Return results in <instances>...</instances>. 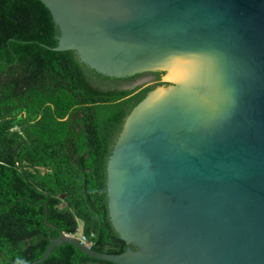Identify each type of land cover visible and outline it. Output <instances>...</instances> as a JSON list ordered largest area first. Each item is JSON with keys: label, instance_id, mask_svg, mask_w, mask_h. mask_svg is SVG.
<instances>
[{"label": "water", "instance_id": "1", "mask_svg": "<svg viewBox=\"0 0 264 264\" xmlns=\"http://www.w3.org/2000/svg\"><path fill=\"white\" fill-rule=\"evenodd\" d=\"M74 51L116 79L166 73L107 164L113 264H264V0H40ZM46 227L58 228L45 218ZM50 235H52L50 233Z\"/></svg>", "mask_w": 264, "mask_h": 264}, {"label": "trees", "instance_id": "2", "mask_svg": "<svg viewBox=\"0 0 264 264\" xmlns=\"http://www.w3.org/2000/svg\"><path fill=\"white\" fill-rule=\"evenodd\" d=\"M59 36L42 1L0 0V264L41 259L51 237L75 235L80 221L94 250L135 249L110 218L107 164L127 117L168 86L126 85L166 73L102 75L74 51H55ZM41 264L113 263L63 245Z\"/></svg>", "mask_w": 264, "mask_h": 264}, {"label": "built area", "instance_id": "3", "mask_svg": "<svg viewBox=\"0 0 264 264\" xmlns=\"http://www.w3.org/2000/svg\"><path fill=\"white\" fill-rule=\"evenodd\" d=\"M70 236L76 238L87 247L93 248L94 246L95 235L93 233L91 235H86L84 231L81 230L80 232V230H78V232L75 235H70Z\"/></svg>", "mask_w": 264, "mask_h": 264}, {"label": "flooded vegetation", "instance_id": "4", "mask_svg": "<svg viewBox=\"0 0 264 264\" xmlns=\"http://www.w3.org/2000/svg\"><path fill=\"white\" fill-rule=\"evenodd\" d=\"M165 77H166V75H164L161 80H157V77L154 74L149 73V74H146L145 76L140 77V78H144V80L146 81L147 84L154 85V84H157L159 82L164 83ZM140 78H137L135 81L139 80Z\"/></svg>", "mask_w": 264, "mask_h": 264}, {"label": "rangeland", "instance_id": "5", "mask_svg": "<svg viewBox=\"0 0 264 264\" xmlns=\"http://www.w3.org/2000/svg\"><path fill=\"white\" fill-rule=\"evenodd\" d=\"M146 84V81L144 80V78H140L139 80L132 82L131 84L126 85V87H135V86H140V85H144ZM84 225L83 223L80 221V232L81 230L83 231Z\"/></svg>", "mask_w": 264, "mask_h": 264}]
</instances>
